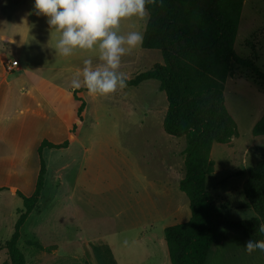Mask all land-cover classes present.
I'll return each mask as SVG.
<instances>
[{
  "label": "rangeland",
  "instance_id": "374dc122",
  "mask_svg": "<svg viewBox=\"0 0 264 264\" xmlns=\"http://www.w3.org/2000/svg\"><path fill=\"white\" fill-rule=\"evenodd\" d=\"M146 21L125 18L120 31H143ZM58 35L45 16L35 14L33 0H0V40L7 38L6 57L15 58L8 62L16 61L22 80L32 82L47 102L23 95L21 107L30 111L0 119L3 127L17 126L19 120L20 127L31 128L13 146L14 159L27 152L25 173L12 179L24 195L33 191L28 187L38 172L39 143L66 140L79 104L73 92L85 101L69 145L42 150L43 188L17 242L25 264H95L93 244L111 245L119 264H170L164 228L187 221L190 209L178 186L185 139L162 128L165 93L152 79L105 96H91L83 87L70 89L83 60L95 64L98 53L75 50L69 57L59 56L52 49ZM233 48L240 57L254 59L264 73V0L243 1ZM157 62H162L159 50L139 47L121 58L120 70L129 79ZM253 78L250 69L236 67L223 82V105L235 133L227 142L213 143L214 170L205 180L222 215L234 221L254 215L243 184L249 167L264 158V127L254 131L264 115V88ZM22 208L12 189L0 190V264H10L4 243ZM246 240L241 229L220 228L206 264H264V251H246Z\"/></svg>",
  "mask_w": 264,
  "mask_h": 264
},
{
  "label": "trees",
  "instance_id": "16d2710c",
  "mask_svg": "<svg viewBox=\"0 0 264 264\" xmlns=\"http://www.w3.org/2000/svg\"><path fill=\"white\" fill-rule=\"evenodd\" d=\"M243 1L162 0V3L146 5L148 16L141 47L159 50L162 62L129 78L127 86L156 80L167 102L163 131L185 139L184 175L178 186L188 199L190 217L164 228L170 264H206L208 251L217 242L220 228L241 229L246 239H264L258 229L264 223V158L249 167L243 184L245 197L254 212L248 219L234 221L224 217L205 186L206 177L214 170L210 158L213 143L227 142L235 133V123L223 105V82L236 67H243L250 69L254 82L264 88V73L254 59L240 57L233 48ZM75 92L73 95L79 104L69 137L61 143L42 139L37 147L39 168L33 192L26 196L14 190L21 197L23 208L17 210L14 231L4 243L10 264H25L17 242L20 228L36 206L43 188L46 168L42 150L67 147L82 120L85 101ZM262 127L264 115L254 131L262 132ZM31 243L42 247L36 241ZM91 247L95 264H117L108 245Z\"/></svg>",
  "mask_w": 264,
  "mask_h": 264
},
{
  "label": "clouds",
  "instance_id": "9594fccd",
  "mask_svg": "<svg viewBox=\"0 0 264 264\" xmlns=\"http://www.w3.org/2000/svg\"><path fill=\"white\" fill-rule=\"evenodd\" d=\"M157 3L162 0H33V8L59 34L52 46L55 54L69 57L75 50L93 49L98 53L95 64L91 58L83 60V67L69 81L70 89L83 87L91 96H105L127 86L121 58L144 43L141 30L121 33V21L144 19L146 5ZM258 229L264 235V223ZM242 247L249 252L264 251V239L248 238Z\"/></svg>",
  "mask_w": 264,
  "mask_h": 264
},
{
  "label": "crops",
  "instance_id": "0c3cea01",
  "mask_svg": "<svg viewBox=\"0 0 264 264\" xmlns=\"http://www.w3.org/2000/svg\"><path fill=\"white\" fill-rule=\"evenodd\" d=\"M2 39L3 40H0V119H5L6 116L10 118L14 117V114H25L26 112L30 111L28 106H26L25 109L21 107V96L28 95L34 99H40L41 101H43V97L32 82L22 80L23 74L21 72L20 66H16L10 70L7 69L9 63L8 61L15 58L13 57L9 59L6 57L5 47L9 45V42L5 37H2ZM24 102H27V100ZM42 103L47 104V102L44 101ZM36 104L41 103L37 102ZM37 115L45 117L39 111L37 112ZM30 129L31 128L29 126L28 128L20 127L19 120L17 122V126L3 127L0 125V188H4L2 190H7L8 188L12 189L13 191L15 189L19 190V185H16L17 182L12 179L16 176H19V179L22 176V173H25L22 163L27 158V152L24 150L22 154L19 156L17 155L16 159H14L13 146L20 140L19 135L27 133ZM36 176L37 174H35V176L33 175V178L31 179L33 187H28L29 192L34 189V179ZM10 182H15V185H11L12 183ZM108 247L111 250L114 260L117 264H119L114 256L112 246L108 245Z\"/></svg>",
  "mask_w": 264,
  "mask_h": 264
},
{
  "label": "built area",
  "instance_id": "2783aa9c",
  "mask_svg": "<svg viewBox=\"0 0 264 264\" xmlns=\"http://www.w3.org/2000/svg\"><path fill=\"white\" fill-rule=\"evenodd\" d=\"M17 66V64H16V61H12V62H9L8 63V67H7V69H12V68H14V67H16Z\"/></svg>",
  "mask_w": 264,
  "mask_h": 264
}]
</instances>
